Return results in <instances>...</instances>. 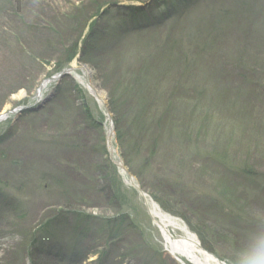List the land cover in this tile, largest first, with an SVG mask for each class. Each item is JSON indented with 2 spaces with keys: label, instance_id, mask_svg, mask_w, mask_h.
Segmentation results:
<instances>
[{
  "label": "rangeland",
  "instance_id": "rangeland-1",
  "mask_svg": "<svg viewBox=\"0 0 264 264\" xmlns=\"http://www.w3.org/2000/svg\"><path fill=\"white\" fill-rule=\"evenodd\" d=\"M149 1L0 0V113L38 105V87L61 72L56 67L78 36L81 46L94 22L106 31L98 42L104 49L91 59L98 70L77 63L95 73L103 105L85 82L67 78L43 108L0 123V138L8 132L0 140V264H99L100 254L103 264H183L168 253L129 177L106 162V110L114 125V153L128 171L131 167L151 207L152 201L192 235L197 236L193 227L203 226L226 261L264 238V49L257 47L264 44V0L246 17L231 14L216 22L223 0H202L187 17L167 22L166 31L158 26L130 34L111 48L117 30L130 23L120 11ZM110 6L118 12L101 18L99 8ZM195 33L196 44L190 41ZM261 56L263 69L237 82L238 63ZM152 63L148 83L138 81L136 73ZM86 111L100 127L87 122ZM250 169L257 171L256 179L237 180ZM115 180L123 186L118 204L106 190ZM219 195L232 211L213 210L203 201L221 202ZM69 211L82 213L70 215L82 230L59 223ZM84 215L89 220L82 222L78 217ZM225 226L234 227V234ZM171 230L177 238L186 235ZM64 243L78 245L73 262L50 253V244Z\"/></svg>",
  "mask_w": 264,
  "mask_h": 264
},
{
  "label": "trees",
  "instance_id": "trees-1",
  "mask_svg": "<svg viewBox=\"0 0 264 264\" xmlns=\"http://www.w3.org/2000/svg\"><path fill=\"white\" fill-rule=\"evenodd\" d=\"M201 1L202 0H150L149 1V2H151L150 5L148 4L147 6L145 5V6H140V7L137 5H134V4H129V6L126 7L125 11H120V12H122L121 15H123L130 23L129 24L126 23L122 28L120 27L119 31L117 30L118 35H117L116 39L114 41L110 42L109 44L108 43L107 44L110 45L111 48L117 49L120 47L122 41L125 38H128V36H130V34H137L136 36H140L142 33H145V32H142L143 30L148 32V30H152L158 26H161L160 29L162 31L163 30L166 31L165 26H166V24H168L167 22H171L173 19H182V18H184V16L187 17L194 10V8H196V6L199 5V3ZM260 1H262V0H223L221 2V4H223L222 9H221L222 11L217 12L216 16L214 17L215 22L217 19H224L225 17H227L228 15H231V14H236L237 16H242L245 14L244 17H246V15L250 12L249 10L253 6H254V9L258 8V5H259L258 3ZM108 5H109V3H108ZM103 7H105V6H103ZM102 9L103 8L100 7L99 10L97 11L98 14H103L101 18L108 17L109 15H111L112 12H115V11L118 12V10H116L118 8H116L115 6H110L108 8V10L105 9L103 12H101ZM254 9H253V11H254ZM186 17H185L184 21L190 20V19H186ZM195 22L193 21V23H195ZM199 22H201V20H199ZM92 26H93L92 28L90 27L91 29L88 32V37L83 42V45H82V43H81V46L79 45L78 41L81 39V37L78 36L76 42H74L75 44L68 47V49L65 52L66 53L65 54V56H66L65 62L58 63V65L56 67L57 69H59L58 71L64 70L66 65L71 64L73 61H75L79 54H80V59H79L80 62L86 63V64L89 63L92 65V67H94L95 69L98 70L96 63L94 62V60H91V59H93V57H94L92 55H95L96 52H99L100 50L102 51L104 49V47H101V46H105V45L99 46L98 42L106 34V31L104 29H102V27L100 25H98L97 22H94ZM213 27H215V26H213ZM213 27H212V29H213ZM212 32H214V30H212ZM168 33L169 32L167 31L165 33V35H168ZM196 35L197 34L195 33V35L192 36V40H190L194 44H196L198 42V41H196ZM198 35L200 37H202L199 33H198ZM95 43H96V45H95ZM97 45H98V47H97ZM263 46H264V44H261V45L259 44L257 47H258V49H261V48L264 49ZM190 47H191V49H193V46L190 45ZM165 48L167 49L168 47H165ZM203 49H205V48H203ZM261 59H262V56L259 57L258 59H253V58L252 59L248 58L247 60L242 59V61H240L237 65V67H239V70L237 71L238 72L237 82H241V80L246 81L249 77H251V75L259 73L260 72L259 70L263 69L260 67V65H262ZM146 61L148 63L150 62V60H146ZM250 64H251V66H249ZM148 65H151V66H148ZM148 65L145 67L143 66L141 68L142 70H140L136 73L135 76L138 79V81L148 83V81L150 80V77H151L150 73H152L151 71H155V69H154L153 63L148 64ZM157 71L159 72V69ZM148 108H149V110H151L153 108V106L150 104V105H148ZM25 116H26V113H25V115H22L21 117H25ZM86 120H87V122L92 124L91 126H95L97 128L101 126L99 121H96V119L93 118L91 111H86ZM116 125H117L116 128L119 127V120H118V123H116ZM7 135H8V132L5 135V138L1 137L0 140L1 141L6 140L8 137ZM120 139H121L120 134H118L117 141L120 142ZM157 144L158 143H155L153 145L154 147L152 149L154 151H152V150L150 151V153L153 155L155 153V150L157 149ZM102 152L105 153L104 155L106 156V159H107L106 162L108 164H110L114 173L115 172L118 173V168L116 167L115 164L111 163V161L108 157L109 153L107 151V145H104L102 147ZM146 162H148V160ZM126 165H129V163H126ZM128 168H129L130 172H133V170L131 171V167L128 166ZM257 175L258 174H257L256 170L250 169V170H247V171H245L241 174H238L236 176H238L237 180L241 181V179L254 180V179H256ZM106 186H108V187H106V190H108L110 193L109 195L112 196V198L110 197L112 202L118 204V203L123 201L124 197L121 196L122 195L121 191H122L123 186L121 185V183H118L115 180V184L112 182H109V184H106ZM218 197L221 199V202L217 197L213 198V199L210 198L209 200H203V201L207 202V204H209L208 201H210L213 205L212 206L210 204V206H212L213 210L216 209V211H218V210H220V211H225V210L232 211V209H230L231 206H229L227 204L229 202H226V200H223V197L221 195H219ZM197 200H200V199H197ZM155 201L157 203H160V204L163 203L160 200V198L159 199L155 198ZM203 201H201V202L203 203ZM202 203L200 204L198 202H193V205H197V208H198L200 205H203ZM166 204H168V203H166ZM162 205H163V209L166 210L168 213L171 214L174 212L173 209L168 208L167 205H165V203ZM205 206L206 205L204 204L203 210H201L202 213L204 211ZM62 211L63 210H61V212ZM74 212H76V211L66 212L64 217L60 218L61 221L59 223L61 225L64 223L63 225L69 226V228L71 230H79V229L82 230L83 229L82 224H74L73 225L71 223L70 215L73 214ZM239 212H241V211H239ZM76 213L79 215L82 214L79 212H76ZM197 213H198L197 211H194V214L198 218L196 222L200 223ZM235 215H236V213H235ZM88 218L89 217H87V215L78 217V219L81 220L82 222L89 220ZM185 219H187V218H185ZM50 225H51V223H48L47 226H50ZM200 227H201L200 225H196L195 227H193V231L196 233L197 236H199L201 243L204 246V248H206L208 251H210L214 255H217L218 257H221L224 259V256L219 254V251L217 250V248L210 242V238L208 237L209 233L206 232L208 234V236L205 235L203 232L204 227L203 226L201 228ZM63 228H67V227H63ZM202 228H203V230H202ZM231 228H234V227L228 228L225 226V229H223V230L224 231L226 230L229 234L232 235L234 233H232L233 229H231ZM57 229H60V228H57ZM237 236L239 237V235H237ZM240 238H242V237H240ZM248 241L255 242L253 240H248ZM246 243H247V241H246ZM39 245H40L39 247L41 248L43 244L40 243ZM254 245H256V242H255V244H252L249 246H254ZM76 247H78L77 244H75L73 247H70V246L66 245L65 243L61 247H57L54 245L52 246L50 244V253L52 255H59V254L63 253L61 255V257H63L64 261L67 260L68 262H73L75 260L77 253H78L77 251L79 250V248H76ZM57 248H59V249H57ZM69 248L74 249V250L73 251L69 250ZM58 250H61V251H58ZM96 257H97V260L95 262L96 263L98 262L99 264H103V262H104L103 254H100ZM86 258L88 259V257H86ZM235 259L236 258H230L229 263L232 264V261H234ZM85 261H86V259H85Z\"/></svg>",
  "mask_w": 264,
  "mask_h": 264
},
{
  "label": "water",
  "instance_id": "water-1",
  "mask_svg": "<svg viewBox=\"0 0 264 264\" xmlns=\"http://www.w3.org/2000/svg\"><path fill=\"white\" fill-rule=\"evenodd\" d=\"M79 57V56H78ZM79 60V59H78ZM77 60V62H78ZM76 62V63H77ZM78 71H80L81 73H83V76L85 78V83H86V89H88L91 92L90 89V78L94 77V72L92 70L89 69V67L84 66V65H80V66H76L75 64L73 66L67 67V69L63 70L62 72L56 74L55 77H51L46 79L45 82H43L40 87L37 89V97H38V102L40 103V106L37 107V109H41L43 108L50 100H52L53 98H55V96L57 95V87L54 88L53 92H51L50 94L46 95V97L41 100V95H43L44 90L46 89V86L50 83H55L57 84V86H59L61 84V82L66 79L67 77L69 78H74V74H76ZM81 80V79H79ZM97 86V83L94 82ZM96 98V97H95ZM25 109H28V107L25 108H19L18 110H10V111H6L4 113H0V123L4 122L5 120L9 119L10 116H14L15 114L19 115L20 113H22L23 111H25ZM107 113V118L110 121V128H109V132H108V136H107V149H108V153L110 154V160L113 164H116V166L124 173L127 174V176L129 177V183L130 185H132L136 190H138L140 192V195H142V197L145 200V206H147L148 209V214L149 216H151L152 220L154 221L155 225L157 227H161L162 225V221L161 219H157L156 216L153 215L152 213V208L149 205V200L147 198V195L143 192L141 186L139 184L135 183V179L132 176V174L129 173L128 169L126 168V166L124 165V163L121 162V160L119 158L116 157V154L114 153V142H113V136H114V125H113V120L111 121V116L109 114V110H106ZM16 115V116H17ZM151 205L153 206V208H157L160 210V207H158L157 205H155L153 202L151 203ZM195 236V235H193ZM196 238H198L197 236H195ZM198 247H200L203 251H205L207 253V255L209 257L212 258L213 262H218L219 264H226L223 261H221L218 257H215L214 255H212L211 253H209L208 251L204 250L203 246L201 245V242H198Z\"/></svg>",
  "mask_w": 264,
  "mask_h": 264
},
{
  "label": "bare ground",
  "instance_id": "bare-ground-1",
  "mask_svg": "<svg viewBox=\"0 0 264 264\" xmlns=\"http://www.w3.org/2000/svg\"><path fill=\"white\" fill-rule=\"evenodd\" d=\"M90 78V89L95 99L98 100L100 105L104 104L103 97L105 94L101 92L96 84L94 83V78ZM82 83V79L80 80ZM153 215L156 216L157 219H161V232L162 236L166 242V248L168 249V253L177 258L183 264H219L218 262H213L212 258L207 255L205 251H203L200 247H198V240L195 236H192L191 233L184 227L179 225L178 221L166 216L162 213L161 210L156 207L152 211ZM171 228L179 229L180 231H184L186 233V237L182 236V238H177L174 236L175 231L171 230Z\"/></svg>",
  "mask_w": 264,
  "mask_h": 264
},
{
  "label": "clouds",
  "instance_id": "clouds-1",
  "mask_svg": "<svg viewBox=\"0 0 264 264\" xmlns=\"http://www.w3.org/2000/svg\"><path fill=\"white\" fill-rule=\"evenodd\" d=\"M232 264H264V238L254 246H246Z\"/></svg>",
  "mask_w": 264,
  "mask_h": 264
}]
</instances>
